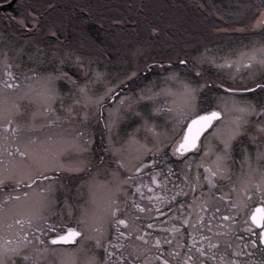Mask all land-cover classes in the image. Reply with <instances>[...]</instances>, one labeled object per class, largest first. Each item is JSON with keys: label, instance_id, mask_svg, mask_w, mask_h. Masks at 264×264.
Segmentation results:
<instances>
[{"label": "rangeland", "instance_id": "rangeland-1", "mask_svg": "<svg viewBox=\"0 0 264 264\" xmlns=\"http://www.w3.org/2000/svg\"><path fill=\"white\" fill-rule=\"evenodd\" d=\"M16 3L14 6H23L27 2V0H15ZM33 3L40 4V2L44 0H29ZM52 1V0H46ZM87 2L88 0H83ZM127 0H119L122 4H124L128 12H126L127 16H123V9L116 11L119 7L110 8L106 7L108 1H98L97 7L98 11L101 12V16L103 21H109V18L116 19L120 22H115L110 25L111 30H97L95 31L96 23H90L91 18L89 15H83L80 24L78 15L73 13L69 20V26L67 28V23L65 25H60L62 22H66L65 19L56 16L55 13H52L49 18V23H46L45 26L39 27V32L37 29H32L29 27V36L33 33L37 35L47 34L49 28L53 31L56 30L59 26H63L61 29L67 30L68 41L67 44L71 45V47L77 50L78 54H81L84 57V65L83 69H78L75 64L71 65L73 72L76 73L77 78H80V83L83 84L86 79H95L92 76L91 69L95 68L97 70H103L105 67L111 68L112 65L119 64L121 69L124 71H135L137 68L142 69L145 63H152V60L157 57V54H160V57L156 60L160 61V63L164 64V68L169 71H174L177 75L183 79L187 76L191 75L192 69H187L189 67L180 65L178 60L187 58L189 60V65L191 66L193 62V57H197L200 54L205 52L207 49V55L210 57H215L216 65L219 67H213L208 63H204L201 67L205 71V74H208L211 80L214 83H211L208 87L211 88V92H208L205 89L206 96H211L217 93L218 85L221 82L226 84L232 83V78H235L237 83L247 80L249 76V70L240 67L237 68L235 64L225 63L226 59H231L233 61L239 60L241 64H246V57L250 54L249 50L255 46L259 48L260 41L262 38L260 36H256L257 38L251 39L250 32L252 29L241 30L237 27L232 28L235 29V32L244 33L248 40L240 41L237 37V34H229L225 30L224 33H220L221 35L213 34L214 31L208 30H199L197 33L199 35H204L208 42L212 40L219 41L220 43H215L212 47L207 46L206 42L201 39L200 36H194L192 34H184L182 37L174 38L177 30L182 28L180 26L175 27L174 34L166 35V33H162L167 40H161L160 37L162 34L157 31L154 35L150 34L148 28H144V32L146 33L144 37L139 39H133L132 36L127 38L128 36L122 37L120 33V28L123 27H132L133 25L130 22H125L126 17H133L135 12L134 20L137 21V27H143L144 24L152 23L148 20L147 17L156 19L155 15L158 16V11H160V17L157 22H170V19L174 21H178L179 23H183L184 25H191L192 7L187 0H182L183 2H187L185 6L183 4H178L175 0H171L170 3H154L151 4L149 12L152 15H144L139 10V7L128 8L126 4ZM231 1V0H230ZM72 0H57L54 5L58 8H65L69 4H71ZM119 3V5L121 4ZM43 6V5H42ZM29 6H25L24 9H27ZM46 7V6H43ZM54 7L53 9H55ZM247 7L246 2L240 0H232L231 3H227L225 5L226 12H233L236 15L234 17H238V14L242 12V10ZM156 8V9H155ZM191 9V10H190ZM9 10H1L0 8V32L8 33L10 36L15 37L19 40L20 43H23V39H20V36L17 35L19 32L21 35L25 32V29L21 28L18 21L19 18H14ZM12 17L13 19H9ZM256 15L252 12H248L246 15V24L249 25L250 28L255 23ZM11 22V23H9ZM9 24V25H8ZM99 24H102L99 21ZM8 26H10V30L7 31ZM117 28V29H115ZM256 28V27H255ZM92 29V32H91ZM96 33V34H95ZM256 33V30H254ZM231 35V36H227ZM64 35V34H63ZM60 36V41L63 44L65 42L64 36ZM172 36V37H170ZM232 37V38H231ZM100 41L99 44L96 43L95 39ZM250 39V40H249ZM136 40V41H133ZM172 40V41H171ZM130 41V42H129ZM52 43L53 41H48ZM180 45L179 47H185L184 49H176L178 51H182V53H173L174 47ZM173 48L172 50H168L169 48ZM190 49L189 51L185 49ZM173 53V56H169ZM259 55V53H257ZM168 57L173 58V66H166L165 61ZM111 58L112 64H109V59ZM8 63H13L12 61H8ZM31 67V65H29ZM192 68V67H191ZM187 70V71H186ZM11 71L19 80L20 87L16 89H5L3 87L2 81L6 79V72ZM47 71H52V69H47ZM259 75V73H257ZM29 75L23 67H16L13 64V67L8 68L6 63L0 59V123H3L9 115L13 120L12 127L16 129L14 133L8 132L5 133L2 129H0V165H3L4 162L9 159L7 156L8 152H12L14 155L15 148L19 147L21 151L25 150V147L28 146L35 137L38 140L47 141L49 137H51V141L49 142V146L51 147L53 152L59 151L61 153L60 158L65 164H72L77 159V153L72 151L71 149L65 150L67 145L71 142L70 138L74 132V129L77 128L78 122H69L68 120L63 119L64 112L60 108V100L57 99L52 107L55 110V114L44 115L42 112L38 113L35 118H33L32 113L36 110V105L31 103L25 96L24 93L27 91V82L24 80V77ZM142 76L146 77V80L140 81L137 85L132 86L128 85L125 82V85L116 89L115 99L112 97L107 98V102L104 103V107L100 112L96 111L95 105L90 104L89 111L94 113L96 119H92L88 125L90 131L94 133V143L92 145L93 153H99L105 159V166L109 165V161L113 159V153L109 152L105 155L102 151V147H107V131H103L104 123L109 115V109L112 108L116 101L120 99L121 96H126L129 93H134L136 88L143 87L147 81H152L155 87L152 89V93H156L158 89L162 88L161 80L166 75L165 72L160 71L159 69L152 73H141ZM115 82V81H113ZM57 90L62 94L66 95L71 88V85L68 84L67 81H57L56 82ZM107 84L105 82H97L89 85L90 87V95L94 97H98L103 95L107 88ZM169 87L172 88V92H164L162 94L155 95L153 101L151 102H143L149 105V108L152 104L159 105L163 109V113H151L154 118L151 123L158 126L159 130L171 129L172 121L169 119V115L176 116L183 108L185 103L183 93L180 89V86L177 82L172 81L169 83ZM219 92L227 95L224 89H220ZM152 93H149L151 95ZM65 104L68 103L67 99H65ZM19 106L20 111L17 110L16 106ZM206 103H202L201 107H206ZM169 109H172V112L169 113ZM139 110V109H138ZM102 112L103 119H100V115ZM232 115H235L233 113ZM56 117H60L55 125L48 124L49 119H55ZM253 120V122L251 121ZM249 125L248 131L253 136L255 133L258 124V118L255 116L249 117ZM141 122L138 120L128 119L122 120L118 126L112 129L111 139L115 145V147L119 150V156H123L124 160L127 162V165L131 167L132 165L139 166V160L144 158L146 155L147 159H145V167L142 169L143 174L147 171L152 173L153 171L156 174V168L161 171V174L156 176V179L161 183L156 185V194H154V198L152 200L147 198H139L137 193H135L136 188L135 184L140 182L141 176L137 175L133 177L135 172L129 173L127 169L121 170V177L126 175H131L133 177V181L130 183L122 184V188L126 191H117L114 188H111V185L116 183L110 179V175L105 174L103 170L99 175L96 176L95 187L92 192H89L88 187L85 185L81 189H77L76 185H79L81 179L87 180L88 177L83 173L79 172H63L62 180L65 186L71 185L73 189V193H79L78 197L74 200V204L76 208L74 210V214L70 217L67 214L63 215V217L59 220V223L64 226H74L75 221L81 211H83L87 218L88 222L91 223L94 227L102 228V243L111 242L114 246L117 243H122L125 245L126 251H132L130 245H136L138 248H148L151 251V254L148 252L141 251L140 258L141 260L147 259L149 264H159L158 259H154L159 255H163L165 259L170 261V264H181L184 253L188 252L189 249L192 250L190 254H196V248L201 244L204 245L206 251L210 253L209 258L206 260V263L209 264H221L220 258L223 257L224 261H228L229 264L232 260H235V255L231 251V247H227L226 244L231 241V237L220 236L217 232L213 231V235L209 236V232H207L210 228L211 230L216 229H224L225 233H233L235 231V226L226 224V227L221 226L222 219H218L217 216L212 219V215L214 214V209L218 207H224V212L228 211L229 214L237 213L236 205L238 203L239 206H243L246 203V196L244 192L252 191L254 189V185L256 182L260 180V173L258 169L260 167H264V160L257 161L255 148L256 145L252 143L251 135L248 138H245L242 141L241 145H238L235 152L233 153V161H229V171L226 173L227 178L217 176V190H208L207 187L203 189L204 196L206 198L196 197L197 193L202 192V189L195 193V199L193 198V193L189 189L187 182L184 181V176L187 175L189 181L193 180V178H189V175L192 174L193 177L196 175L198 171H201L200 167L202 165H208L209 167L215 170V155H214V145L215 140L209 139V152L208 154H204L203 148H200L197 151L190 153L186 157H174L169 153H161L155 157L151 151L146 154H141L138 152L139 145L148 144L149 148L152 147L153 138L152 133L145 127H137ZM255 123V125H252ZM136 129V131H133ZM178 130V129H177ZM7 137V140L4 137ZM130 136H134L135 141L131 142L129 140ZM257 141V139H256ZM166 144L167 140L164 141ZM258 142V141H257ZM240 147H247L248 151L251 154V166L248 163H245L240 152ZM165 155L167 158L165 159ZM238 157V158H237ZM117 158H119L117 156ZM17 159L27 161V158H20L17 156ZM155 159L157 162L155 164V170L151 164L147 163V160ZM191 162V168H188L186 165L188 162ZM199 164V167L197 165ZM171 170L172 175L175 176L173 179L171 176H167V182L165 183V176L167 175L168 170ZM196 171V172H195ZM195 172V173H194ZM53 173H49L52 175ZM55 175H61L60 173H55ZM177 177V178H176ZM180 178V184L178 189L175 185V180ZM183 179V180H182ZM151 180V179H150ZM214 180V178H213ZM250 181L251 185H250ZM202 180L201 188H202ZM143 183V182H142ZM238 186V188H236ZM176 188V189H175ZM160 190V191H159ZM23 191H28V196L25 197L23 195ZM142 191V187L139 192ZM215 193H211L214 192ZM179 192L180 195H178ZM218 192L221 194H218ZM166 194V195H165ZM187 194V195H185ZM41 193L39 192V187H34L33 189L23 188L21 191L13 192V197H19V199L7 200L5 199L6 193L0 190V244H3L5 241L12 240L13 243L17 239H22L21 230L32 232V229L28 225V221L33 219V217L37 214L47 215V211L41 208ZM175 196L173 200L172 197ZM231 197L229 201L226 198ZM58 198L62 199V195L58 194ZM110 200L117 201V206L120 209V212L117 213L115 219H126L128 222L124 225H117L115 220L109 215L108 204ZM154 200L159 201L158 205ZM133 201L135 203H139L142 208L146 209L145 211H140L134 206ZM213 201L216 205H213ZM228 203V205H227ZM183 204V207L181 205ZM203 210L206 217L205 226L207 229L203 234V237L206 239L201 241V235L195 232L200 229L203 224V220L199 222L197 219L200 210ZM246 209V208H245ZM190 210L192 214V218L189 219L188 223L185 224L182 221H178V229L176 232H172L171 229L172 223L175 221L176 217L172 216L174 211H177L179 214H183V221L185 220V214ZM244 214L243 211L240 212ZM211 214V222H208L207 219ZM172 217H171V216ZM180 218V217H179ZM178 218V219H179ZM53 219H56L53 217ZM16 220H20V224H15ZM168 220V221H166ZM154 222L150 224L151 222ZM172 221V222H171ZM211 223V225L209 224ZM11 224L12 227L8 228V225ZM209 224V225H208ZM151 225V227H148ZM210 226V227H208ZM121 230H125L127 232H132L131 238L120 239L117 236V232H121ZM195 233L196 236L192 237L189 235ZM145 235V239L148 241V244L145 245L143 241L136 239L139 235ZM114 237H116L114 239ZM31 238V237H30ZM156 238H160L162 244L160 248L163 251H160L154 243ZM165 240H171L172 243H164ZM216 244L217 247L208 249V244ZM231 244V243H230ZM85 247L89 248L87 254L85 253H76L73 254V247L71 246H63L58 247L55 252H49L45 254V259L43 264H84V260L86 255L95 254L98 258L100 264H105V254L103 248H96L93 244L85 245ZM194 248V249H192ZM66 249V250H65ZM176 249L179 251V256L171 255V250ZM211 255H215L217 257L216 261L211 260Z\"/></svg>", "mask_w": 264, "mask_h": 264}, {"label": "snow or ice", "instance_id": "snow-or-ice-1", "mask_svg": "<svg viewBox=\"0 0 264 264\" xmlns=\"http://www.w3.org/2000/svg\"><path fill=\"white\" fill-rule=\"evenodd\" d=\"M9 19H13L9 17ZM27 17L21 18L18 23L25 32L20 36L23 43L18 39L10 36L8 33L0 32V59H2L8 68L23 67L29 74L24 77L27 82V91L24 96L36 105V110L32 113L33 118L38 113L44 115L55 114L52 107L53 103L59 99L60 108L64 112L63 119L69 122H78L77 128L70 138V143L65 150L71 149L76 152L77 159L72 164H65L61 158L59 151L53 152L49 146L51 137L47 141L38 140L35 137L33 141L21 151L19 147L15 148L14 155L8 152L7 159L3 165H0V190L6 193L5 199H19L13 197V192L21 191L23 188L33 189L39 187V192L42 194L41 208L47 211V215L37 214L28 221L32 232L21 230L22 239H17L13 243L12 240L5 241L0 244V264H43L45 254L55 252L58 247L71 246L73 247V254L85 253L87 254L89 248L85 245L93 244L96 248H103L105 254V264H149L147 259L141 260V251L151 254L148 248H138L136 245H130L132 251H126L125 245L117 243L112 245L111 242L102 243V228L94 227L88 222L86 214L81 211L75 221L74 226H64L59 223L63 215L72 216L76 205L74 200L78 197V192L73 193L71 185L65 186L61 183L62 173L79 172L88 177L87 180L81 179L77 189L83 188L85 185L91 193L95 187L96 176L103 170L105 174L110 175V179L117 181L111 188L117 191H126L122 188V184L133 181L131 175L121 177V170L127 169L129 173H141L145 167V159L139 160V166L132 165L129 167L123 156H119V150L115 147L112 139V129L119 125L122 120H138L141 123L137 127H145L152 133L153 144L149 148L148 144H142L138 147V152L146 154L152 152L153 157L162 152L169 153L174 157H185V154L190 153V150H199L203 148L204 154H208L209 145L208 140H215L214 155H215V170L204 165L205 172L208 175L203 179L207 180L211 188L214 180L213 178L221 176L227 178L226 173L229 171V161H233V153L238 145L242 144L245 138L250 137L248 125L250 123L249 117L255 116L258 118V135L260 141L257 142L254 136L251 137L252 143L256 145L255 153L256 160H264V39L260 41L259 48L253 46L249 50V55L246 57L247 63L241 64L239 60L233 61L226 59L225 63L235 64L237 68L244 67L249 70L247 80L237 83L235 78H232L231 84L224 82L219 83L217 93L206 96L205 89L211 92L208 86L214 83L201 67L204 63H208L213 67H219L215 63V57L207 55V49L203 54L193 57L191 64L192 74L181 79L176 72L169 71L164 68V64L153 59L152 63H145L143 68H137L135 71H124L119 64L112 65L111 68L105 67L103 70L91 69L92 76L95 79H86L83 84L80 83V78H77L76 73L73 72L71 65L75 64L78 69H83L84 57L77 53L71 45L65 41L63 44L60 41V36L64 34V30L57 28L53 31L49 28L47 34L37 35L32 33L29 36V25L26 23ZM32 25L35 28V17L32 18ZM252 27H259L264 31V9L258 12L255 17V23ZM244 30H247L245 28ZM39 32V29L36 30ZM157 31L155 28L153 32ZM53 41L49 43L48 41ZM259 53V55H257ZM12 61L13 63H8ZM180 65L188 66L189 60L187 58L178 60ZM165 63L172 65L171 59ZM109 64H112L111 58ZM31 65V67H29ZM52 71H47V69ZM166 73L161 80L162 88L158 89L156 93H152L155 87L152 81H147L143 87L136 88L134 93H129L126 96H121L114 106L109 109V115L104 123L103 131H107V147H102L101 151L107 155L109 152L113 153V159L109 161V165L105 166V159L99 153H93L92 145L94 143V133L90 131L88 125L92 119H96L94 113L89 111L90 104H94L96 111L100 112L107 98L115 99L116 89L125 85L135 86L138 82L146 80L141 73H152L157 70ZM259 73V75L257 74ZM6 79L2 81L5 89H16L20 87V80L11 72H6ZM67 81L71 88L66 95H62L56 88L57 81ZM115 81V82H113ZM175 81L179 84L183 93L185 103L182 110L176 115H169V119L173 122L171 129L159 130L158 126L151 123L154 119L151 113H163V109L156 104L149 105L143 102L153 101L155 95L164 92L171 93L172 88L169 83ZM105 82L108 86L103 95L94 97L90 95L89 85ZM224 89L227 93L219 92ZM149 93H152L149 95ZM65 99L68 103L65 104ZM202 103H206V107H201ZM17 110L20 111L17 105ZM139 109V110H138ZM169 113L172 109L168 110ZM235 113V115H232ZM103 119L102 112L99 117ZM60 117L49 119L47 122L50 125H55ZM13 120L11 116L0 123V129L5 133L16 131L12 127ZM178 129V130H177ZM133 131H136L134 129ZM7 140V137H4ZM131 142H136L134 136H130ZM167 140L166 144L164 141ZM138 143V142H136ZM245 163L251 166V154L247 147H240ZM27 158V161L17 159ZM117 156L119 158H117ZM167 155H165V159ZM2 159V157H0ZM155 159L147 160L155 170ZM191 168V162L186 165ZM199 167V164L197 165ZM260 173V180L255 183V191H246L245 196L251 199L253 196H259L261 204L256 207L255 211L251 212L250 219L252 225H258L256 232L252 231L249 226L250 239L244 245L245 249H253V251H244L240 255L248 256V264H264V261H256L251 259L255 255L257 248L264 252V167L258 169ZM49 173H53L49 175ZM60 173L61 175H55ZM159 171L153 175L152 180L155 184L161 182L156 179L160 175ZM172 172L169 169L165 176V183L167 176H171ZM184 181L187 182L189 189L195 193L201 189V175L197 172L193 180L189 181L188 176H184ZM141 184H135L137 191L141 189ZM151 191V189H150ZM28 191H23L25 197L28 196ZM58 194L62 195V199L58 198ZM187 195V194H185ZM151 199V197H149ZM175 199V196L172 197ZM134 206L140 211H145L139 203L133 201ZM183 207V204L181 205ZM235 207V205H233ZM109 215L115 220L117 225H124L127 223L125 219H115L118 212L117 201L110 200L108 204ZM55 217L56 219H53ZM227 219V217H225ZM189 221L184 220L187 224ZM20 220H16L15 224L19 225ZM12 225L9 224L8 228ZM148 227H151L149 225ZM172 232L177 229L173 227ZM132 232H117L120 239L131 238ZM31 237V238H30ZM116 237H114L115 239ZM136 239L143 241L145 245L148 241L145 235H139ZM201 241L206 238L201 236ZM164 243L171 244V240H165ZM154 243L160 251L162 241L156 238ZM217 247L216 244L209 243L208 249ZM230 247V245H229ZM66 250V249H65ZM192 250L184 253L181 264H206L210 253L205 250L204 245L201 244L196 248V254H190ZM171 255L179 256L178 250H171ZM154 259H158L159 264H170L168 259L163 255H159ZM211 260L216 261L217 257L211 255ZM221 264H229L220 258ZM84 264H100L95 254L86 255ZM230 264H239L238 261L232 260Z\"/></svg>", "mask_w": 264, "mask_h": 264}, {"label": "flooded vegetation", "instance_id": "flooded-vegetation-1", "mask_svg": "<svg viewBox=\"0 0 264 264\" xmlns=\"http://www.w3.org/2000/svg\"><path fill=\"white\" fill-rule=\"evenodd\" d=\"M56 1L57 0H52L53 5L50 8L56 7L54 5V3ZM62 1H64V0H61V2ZM72 1L73 2L71 4H69L71 6L70 10H66V7L65 8H58L57 7L54 9L55 10L54 13L56 14V16L66 20V22H62L60 25H65L67 23V28H68V26H69L68 20L73 13H76L78 15L79 24H80V20H81L83 15H89V17L92 19L90 23H96L95 28H94L95 31L100 30V29L111 30L110 25L112 23L120 22L116 19H112L109 17L107 18V19H110L109 21H103V18L101 16L102 11H98V7H97L96 2H98V1L106 2V0H88L87 2H84L83 0H72ZM107 1H108V3L106 2L107 3L106 7L108 9L119 7L116 11L123 9V13H124L123 16H127L126 12H128V9L124 4L119 2V0H107ZM170 1L171 0H155V3L168 4V3H170ZM175 1L178 4H183L184 6L186 4H188L187 2H183L182 0H175ZM187 1L190 3V6L193 9V10L190 9L191 13H192V19H193V21L191 22L192 23L191 25H184L183 23H179L178 21H174L173 19H170V22H160V21L157 22L158 18H162V17H160V11H158V16L155 15L158 18L153 19V18L147 17L148 20H150L152 23H150L148 25L143 23L142 28L137 27L136 26L137 21L134 20L135 14L137 13V11H136L135 14L133 15V17H131L132 20L130 19V17H126V21H125V22L131 21V24L133 26L120 28L119 34L122 37L128 36L127 38H130L129 40H131L130 36H132L133 39H139V38H142L145 36L146 33L144 32V28L146 27V28H148V31L152 35H154L157 31H159V33L161 32L160 34L165 32L169 38V35L167 33L173 35L174 31H175L174 30L175 27L180 26L182 28L177 30V33H175L174 38L182 37L184 34L188 33V34H192L194 36H200L201 39L204 38V40L207 41L206 45L212 47L213 44L220 43V42L216 41V40H212L211 42H208L209 40L206 39L204 35H199L197 33V31L205 29L208 31H214L213 34H217V35H221L220 33L225 34L226 32L229 34L234 33V34H237L239 36L237 38L240 41L248 40L243 32L238 33V32L234 31L235 29H232V28L237 27L239 29L242 28L241 30H244L245 28L252 29V32H250L251 39L257 38L256 36H260L262 39H264V31H262L259 27L254 28L251 26L250 28H248L249 25L246 24V22H247L246 15L248 14V12H252L257 16L258 12L260 10L264 9V0H240V1L246 2L247 7H245L242 10V12L238 14V17H234V18H233V15H236L235 13H233L232 11L231 12L225 11V5L227 3H231L232 0L231 1L230 0H187ZM119 3H121V4L119 5ZM126 4L130 5V6H128V8L139 7L140 8L139 10L144 11V12H141V14L152 15V13L149 12L150 6L152 4V0H127ZM30 5H32V3L29 0H27L25 5L23 6V9H22V6H13L8 10L11 11L10 13L12 16H13L14 10L18 13L17 15H20L16 18L21 19L23 17H27L28 19L26 20V23L29 25V27H32V29H39V27L43 28L46 23H49L50 16H49L48 20L47 19H44L43 21H36L35 20L36 26L34 28L32 25V18L35 17V19H37L38 17H36L34 14H31L29 12L30 7H28L27 9H24L25 6H30ZM99 21H101L102 24H99ZM9 23H11V22H9ZM62 27L63 26H59L58 28L61 29ZM154 28L157 30V31H155V33L153 32ZM115 29H117V28H115ZM6 30L9 31L10 26H8V29L6 28ZM225 30H226V32H225ZM254 30H256V33H258V34L260 33V34L259 35L255 34ZM54 31H55V29H54ZM66 31L67 30H65V32H64L63 38H65V41H68L69 38H68V34ZM32 32L34 33V31H32ZM91 32H92V29H91ZM227 36H231V35L227 34ZM170 37H172V36H170ZM94 39H95L97 44L100 43V41L98 39H96V38H94ZM160 39L161 40H167L163 34L160 37ZM169 39H171V38H169ZM133 41H136V40H133ZM179 46L180 45L174 47V49L170 47L168 50L173 49L174 54L182 53V51L180 52L178 50L184 49L185 47H179ZM175 48L178 50H176ZM185 50L189 51L190 49L187 48ZM173 53H171L169 56H173ZM160 55H161V53L157 54V57L155 59H158L160 57ZM168 59H171V61H172L173 58L168 57L167 60ZM173 62L174 61H172V65H169L167 63L165 65L172 67ZM187 67H189L187 69H192L190 65H188ZM191 74H192V72H191ZM206 75H208V74H206ZM251 121L253 122V120H251ZM252 125H255V123H253ZM253 136L257 139L258 142L260 141V136L258 135V128L256 129ZM191 152H194V150L190 151V153ZM190 153L185 154V155H189ZM200 169H201V171H198V173L201 175V180L203 181L202 182V188H201L202 192L197 193L196 197L199 196L203 199V198H206V197H203L204 196L203 189L207 187L208 190H215L216 191L218 184H217V179H216L217 177H215L214 183H213L212 187L210 188L208 181L203 179L204 176L208 175V173L205 172L204 165H202V167H200ZM155 171H159L161 173V171L158 168H156ZM137 175H143V176H141L140 182L138 183V184L142 185V191L141 192L135 191V193L138 192L137 195L139 196V198L149 199V197H151L150 200H152L154 198V194L157 193L155 191L156 190L155 186L159 185V184H155L152 180V177H153V175H155V172L153 171L152 173H149L147 171L145 174L137 173V174H134L133 177H135ZM171 177L173 179L175 178V176H171ZM189 178H193V175L190 174ZM180 182H181L180 178L175 180V185H176L177 189H178ZM251 182L252 181H250V185H251ZM236 188H238V186H236ZM150 189H151V191H150ZM215 191L211 192V193H215ZM252 191H255V188ZM175 193H178V195H180L179 192H175ZM218 194H220V193L218 192ZM244 195H245V192H244ZM230 198L231 197H228V198H226V200L229 201ZM154 201L156 202V205H158L159 201H157V200H154ZM260 204H261V201H260L259 196H253L251 199H248V200L246 199V203L243 204L242 207L239 206L238 203H236L235 206L237 209V213H235V214H229L228 211L224 212L225 208L222 206L214 209V214L212 215V219H214L217 216L218 219H222L221 226L226 227V224L230 223L231 225L235 226V231L233 233H225L226 230H224V229L211 230L210 228H208L209 230L207 232H209V236H212L213 235L212 233L214 231V232H217L220 236H227L229 238L231 237L230 238L231 241L229 243H227L226 246L228 247L230 245L231 251L235 255V260L238 261L239 264H248V261H249L248 256L240 255L241 252L253 251V249H251V248L245 249L244 245L246 243H248L249 239L251 238L250 233L248 231L249 226H251L253 232H256L257 229L259 228L258 225H252V222L250 219V214H251V212L255 211L256 207L260 206ZM213 205H216V203L214 201H213ZM227 205H228V203H227ZM243 209H244V214H241L240 212L243 211ZM199 212H201V213L198 214L197 219L199 220V222H201L203 220V222H202L203 224L200 226L201 228L196 230L195 232H197L198 234L203 236L204 232L206 231L204 229H207V226L204 225L206 222V217H205V213L203 212L202 209ZM185 215H186L185 219H187V220L192 218V214H191L190 210H188V212ZM172 216L176 217L175 221L172 223L173 224L172 227L174 226L176 229H178V224H177L178 221L180 220V221L184 222L183 221V214L182 213L179 214L177 211H174ZM225 217H227V219H225ZM210 218H211V214L209 215V217L207 219L208 222H211L212 219H210ZM166 221H168V220H166ZM152 223H154V222L152 221L150 224H152ZM209 224L211 225V223H209ZM127 225H128V222H127ZM208 227H210V226H208ZM121 232H126V231L121 230ZM190 236L194 237V236H196V234L195 233L190 234L189 238H190ZM192 249H194V248H192ZM254 251H255V255L251 259H254L256 261H264V252H262L258 248ZM206 264H209V263H206Z\"/></svg>", "mask_w": 264, "mask_h": 264}, {"label": "trees", "instance_id": "trees-1", "mask_svg": "<svg viewBox=\"0 0 264 264\" xmlns=\"http://www.w3.org/2000/svg\"><path fill=\"white\" fill-rule=\"evenodd\" d=\"M3 1H6V0H0V3ZM30 2L32 3V5L29 6L30 7L29 12L31 14H34L36 17H38L37 19H35L36 21H43L44 19L48 20L49 16L55 12V10L53 8H50L53 5L52 1L44 0V1L40 2L41 5L39 3L38 4L33 3L32 1H30ZM152 3H154L153 0H152ZM42 5L46 6V7H43ZM70 9H71L70 5L66 6V10H70ZM17 14L18 13L14 10L13 17L16 18V17L20 16Z\"/></svg>", "mask_w": 264, "mask_h": 264}, {"label": "water", "instance_id": "water-1", "mask_svg": "<svg viewBox=\"0 0 264 264\" xmlns=\"http://www.w3.org/2000/svg\"><path fill=\"white\" fill-rule=\"evenodd\" d=\"M13 2H14V0H10L8 3L0 5V8L1 7H6V6H10Z\"/></svg>", "mask_w": 264, "mask_h": 264}]
</instances>
